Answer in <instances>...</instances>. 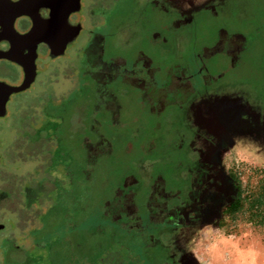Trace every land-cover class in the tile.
Listing matches in <instances>:
<instances>
[{"label": "flooded vegetation", "instance_id": "1", "mask_svg": "<svg viewBox=\"0 0 264 264\" xmlns=\"http://www.w3.org/2000/svg\"><path fill=\"white\" fill-rule=\"evenodd\" d=\"M58 1L66 3L68 0ZM118 1L120 0H109L105 6H98L99 14H85L86 0H81L80 11L69 16L70 26L80 28L73 40H64L63 36V39L59 37V40H51V43L41 41L34 45H18L16 40L28 39L14 36L4 38V31H7L4 30V15L0 18V50L19 52L18 56L28 60V65L35 66L37 72L29 89L11 95L6 115L0 116V187L9 185L5 166L9 160L11 164L16 160L25 163L39 157L38 170L43 172L44 178L39 187L50 185L57 197L47 210V219L51 221L54 213L66 218L70 215L74 202L81 206L92 202L84 189L95 176L96 170L103 171V158L113 157V161H110L115 164L119 157L117 144L122 146L125 139H132L140 145L127 153H130L128 163L121 162L120 158V162H117L118 167H122L128 174L121 180L118 188L112 186L111 199L103 202L108 226L127 234L135 242L143 240L156 255L163 256L166 251L167 256L158 264H183L175 251V228L181 223L185 211L197 195H200L203 184L202 147H198L197 140L206 134L198 127L197 116H194L196 103L204 94H209L211 90L218 91L219 87L227 83L229 70L233 74V71L245 65L251 44L245 33L235 31L232 26V29L229 26L220 28L213 37L206 31L199 39L213 41L200 47L188 63L162 69L167 54L170 51L179 52L177 44L181 43L180 31L185 26H194L199 7L189 12L173 11L166 7L156 9L152 2L148 13L145 7H141L136 11L133 23L130 22L132 26L129 40L136 39L138 42L132 50V59H129L117 52L119 44L116 40L127 27L119 26V19L115 21V17L119 15V5L113 7L110 2L117 4ZM205 6L207 5L200 8ZM214 7L209 17L219 16L222 3ZM53 13L50 8L41 10L44 19L52 18ZM150 26H157L166 33L171 31V34L163 40L159 39V33L147 38ZM14 27L18 33L25 35L32 30L33 21L28 16H21L16 19ZM70 31L73 30L70 28ZM155 38L160 42L151 40ZM169 40L173 43L170 44ZM69 57H75L80 62L79 69L67 76L69 84L64 87L63 92H50V98L53 99L47 102L50 117H44L45 112L36 109L29 119L33 122L24 125L18 119V127L9 128L13 133V145H4V133L8 128L4 121H8L11 116L10 108L24 106V101L19 98L32 90L45 64L50 68V63ZM69 63L65 62L54 70L67 72L73 66ZM0 66L10 68V77L0 80L12 86L23 83L26 72L22 65L2 58ZM213 94L221 96L219 91ZM78 104L80 106L76 107ZM252 106L257 112L258 108ZM187 112V127L173 131L176 142L173 139L168 141L158 138L166 119L171 122L180 121ZM90 120L93 123L91 127ZM88 125L93 132L84 135ZM32 126H35L33 132L30 131ZM130 127L132 128L129 129ZM26 142L33 147L27 148ZM73 142H76L75 146ZM10 146L14 148L13 151L18 152V159L7 157L6 152H9L7 149ZM63 146L66 148L63 151L70 155L72 164L75 162L74 175L70 178L56 176V157L61 159L64 155L57 156L58 148ZM77 161L80 164H76ZM49 173L55 176L51 178ZM112 179L113 177L111 184ZM107 181L109 183V179ZM79 190L81 193H77ZM3 198L0 197V203L4 202ZM19 205L22 204L19 202ZM15 210L8 211L17 219L12 226L14 231L10 230L11 234L4 233L5 246L0 254V264H20L13 256L27 249L26 244L18 245L16 235L12 234H24L26 230L20 226L31 220L25 222L24 216ZM122 237L126 238L124 235ZM121 260L124 264L125 261Z\"/></svg>", "mask_w": 264, "mask_h": 264}, {"label": "rangeland", "instance_id": "2", "mask_svg": "<svg viewBox=\"0 0 264 264\" xmlns=\"http://www.w3.org/2000/svg\"><path fill=\"white\" fill-rule=\"evenodd\" d=\"M108 2L109 0H86L84 13L99 14L98 6H105ZM152 2L156 9L166 7L173 11L189 12L199 7L194 26H185L180 31L181 43L177 44L179 52L170 51L165 57L162 69L188 63L200 47L213 41L199 39L206 31L213 37L220 28L229 26L230 29L232 26L235 31L245 33L251 44L250 57L248 56L245 65L233 71V74L232 70H229V76L232 77L219 87L221 96H214L213 92L218 91L211 90L196 103L194 116H197L198 127L206 134L197 140L198 147H202L203 184L200 195H197L185 211L181 223L175 228V251L183 264H239L255 252L260 253L258 264H264V226L252 224L248 212H242L232 218L224 214L226 208L237 198L240 184L252 191L264 176V0H120L117 4L110 2L113 7L119 5V15L115 17V21L119 19L118 23L122 28L127 26L116 40L119 44L117 52L120 55L132 59V50L138 40H129L130 27L137 15L136 11L145 7L148 13ZM220 3L222 9L219 10V16L209 17L212 15L211 9L215 8L214 5ZM204 5L207 6L200 8ZM89 25L92 26V23L89 22ZM149 28L147 38L159 33V39L163 40L171 34V31L162 32L157 26ZM169 43L172 44L173 41L169 40ZM144 49L151 53L150 49ZM115 52L116 50L113 51ZM74 58L50 63L51 69L44 65L45 68L32 90L19 98L24 101V106L10 108L11 116L8 121H4L5 127H8L4 133V145L13 143V133L9 128L18 127V119L19 123L24 125L33 122L29 119L36 109L45 112L44 117L50 115L47 104L48 101H53L50 92L61 93L69 84L67 76L74 74V70L77 72L80 64ZM65 62L73 64L67 72L54 70ZM9 69L0 66V79H8ZM252 105L258 108V113ZM78 106L80 105L76 107ZM188 115L187 112L180 121L175 122L166 119L162 134L160 133L162 136L159 135L158 138L168 141L173 139L176 142L173 131L187 127ZM92 124L90 120V127ZM33 128L35 126H32L31 132L34 131ZM89 132L92 133L93 130L88 125L84 135ZM26 143L27 148L33 147ZM75 144L76 142H73V146ZM138 145L140 144L129 138L125 139L122 146L117 144V162L120 158L121 162L128 163L130 153H127ZM257 145L261 146L260 152H257ZM65 149V146L59 147L57 156L60 157ZM13 150L11 146L7 149V157L18 159V152ZM65 153L61 159L56 157L55 171L56 176L70 178L74 175L75 162L72 164L70 155ZM110 160L113 161V157L103 158V171L96 170L95 176L86 185L87 190L84 189L92 202L89 201L83 206L74 202L69 216L63 218V215L54 213L51 221L47 219V210L57 197L50 185L39 187L44 179L43 172L38 170L40 158L27 160L25 163L16 160L15 164H11L9 160L5 165L9 185L0 187V197H4V202L0 203V254L5 246L4 233L11 234L10 230L14 231L12 226L17 219L8 211L16 209L18 214L24 216L25 222L31 220L20 226L26 230L24 234H12L16 235L18 245L26 244L27 249L13 256L20 264H122L120 259L125 261L124 264L161 262L167 256L166 251L163 256L156 255L143 240L135 242V239H129L127 234L108 226L103 202L111 199L112 186L118 188L128 174L122 167H118L117 162L114 164ZM53 161L55 163V159ZM76 164L80 162L77 161ZM109 165L112 167H108ZM49 176L53 178L55 175L49 173ZM118 179L120 181L117 182ZM17 184L21 197L15 201L16 197L13 198L7 190ZM21 189H25V192ZM18 201L22 205H19ZM226 218L229 219L222 228L220 221Z\"/></svg>", "mask_w": 264, "mask_h": 264}, {"label": "water", "instance_id": "3", "mask_svg": "<svg viewBox=\"0 0 264 264\" xmlns=\"http://www.w3.org/2000/svg\"><path fill=\"white\" fill-rule=\"evenodd\" d=\"M43 8L53 10V16L50 19H44L41 15ZM81 0H68L66 3H59L58 0H1L0 18L4 15V38L14 36L28 40H16L18 45H34L41 41L51 43V40H73L80 31L79 27H71L69 16L71 13L80 11ZM21 16H28L33 21L32 30L21 35L14 27L15 21ZM70 28L73 30L70 31ZM65 30H68L65 33ZM65 33V34H64ZM57 38V39H56ZM37 39V40H31ZM19 53V52H18ZM18 53L4 52L0 50V59L6 58L15 61L25 68L26 76L20 86H12L4 81H0V116H5L7 112V103L12 94L20 93L31 87L36 79L35 66L28 65V60L18 56ZM17 56V57H15Z\"/></svg>", "mask_w": 264, "mask_h": 264}, {"label": "trees", "instance_id": "4", "mask_svg": "<svg viewBox=\"0 0 264 264\" xmlns=\"http://www.w3.org/2000/svg\"><path fill=\"white\" fill-rule=\"evenodd\" d=\"M19 189L18 185H16L14 188H9L7 191L10 192V195H13V198H20ZM8 195L9 194H7V196ZM242 212H248L249 220L252 224L264 226V176H262L252 191H250L248 187L243 188L240 184L237 198L226 208L224 214L232 218ZM229 218L220 221L222 228L227 224Z\"/></svg>", "mask_w": 264, "mask_h": 264}, {"label": "clouds", "instance_id": "5", "mask_svg": "<svg viewBox=\"0 0 264 264\" xmlns=\"http://www.w3.org/2000/svg\"><path fill=\"white\" fill-rule=\"evenodd\" d=\"M257 152H260L261 146H256ZM246 163V162H244ZM260 256L259 252H255L251 257L239 262V264H258V258Z\"/></svg>", "mask_w": 264, "mask_h": 264}]
</instances>
